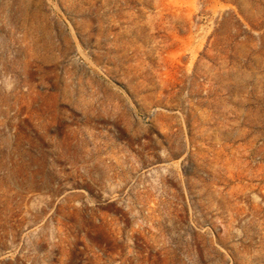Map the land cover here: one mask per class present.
Segmentation results:
<instances>
[{
  "label": "rangeland",
  "instance_id": "1",
  "mask_svg": "<svg viewBox=\"0 0 264 264\" xmlns=\"http://www.w3.org/2000/svg\"><path fill=\"white\" fill-rule=\"evenodd\" d=\"M0 264H264V0H0Z\"/></svg>",
  "mask_w": 264,
  "mask_h": 264
}]
</instances>
